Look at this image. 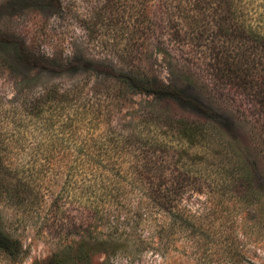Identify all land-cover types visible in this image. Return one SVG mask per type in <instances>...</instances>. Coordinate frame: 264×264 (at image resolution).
I'll return each instance as SVG.
<instances>
[{"label":"trees","instance_id":"1","mask_svg":"<svg viewBox=\"0 0 264 264\" xmlns=\"http://www.w3.org/2000/svg\"><path fill=\"white\" fill-rule=\"evenodd\" d=\"M52 2L65 9L63 0ZM130 8L129 51L123 64L113 60L107 68L89 62L80 72L82 57L43 53L20 35L0 34V58L22 70L10 102L41 134L32 160L21 164H64L58 197L90 215L48 264H91L101 252L107 257L100 264H113L123 248L154 247L152 236L117 233L121 197L136 192L186 230L188 210L175 201L189 192L224 197L264 227V0H139ZM153 17L168 28L160 49L171 57L168 81L137 59L156 33ZM51 73L61 81H45ZM127 91L150 98L145 122L152 133L139 124L132 131L113 126ZM102 126L106 132L98 133ZM3 144L0 138V198L19 199ZM141 209V221L149 222L150 209ZM104 221L107 231L97 224ZM0 249L16 256L22 249L1 224Z\"/></svg>","mask_w":264,"mask_h":264},{"label":"rangeland","instance_id":"2","mask_svg":"<svg viewBox=\"0 0 264 264\" xmlns=\"http://www.w3.org/2000/svg\"><path fill=\"white\" fill-rule=\"evenodd\" d=\"M63 1L65 9L59 11L52 0H0V34L20 35L43 53L82 57L85 62L78 66L80 72L89 62L102 68L113 60L123 64L131 30L135 28L130 7H136L139 0ZM159 13L155 10L156 15ZM153 19L155 25L151 29L156 33L148 35L146 47L137 59L153 74L168 81L171 57L160 52L168 28L162 29L157 26L160 21ZM134 49L137 51V47ZM0 53L4 54L3 47ZM98 60L107 62L104 65ZM72 70L64 71L66 78H72ZM21 72L11 59L0 58V138L9 157L8 181L12 186L19 183L22 193L19 199L14 193L0 198V224L22 245L17 256L0 249V264H48L67 240L77 236L76 231L81 230L83 223L89 224L90 215L76 200L65 202L58 197L64 164H21L32 160L41 140L40 132L20 112L15 113L10 102L20 86ZM48 75L45 81H61L52 73ZM125 98L126 102L114 115L113 126L132 131L134 124H139L152 133L154 129L145 122L152 117L148 114L150 98L130 91L125 92ZM105 130L102 126L97 132ZM121 200L115 213L117 233L124 238L152 236L155 246L123 248L112 256L113 264H264V227L255 224L252 212L233 206L224 197L189 192L181 201H175L188 210L192 223L188 230L180 218L171 220L137 192L126 194ZM143 207L150 209L149 222L141 221ZM242 211L245 218L240 215ZM105 222L97 224L107 231L103 227ZM162 227L164 235L159 238L157 232ZM106 255L104 252L94 255L91 264L102 263Z\"/></svg>","mask_w":264,"mask_h":264}]
</instances>
